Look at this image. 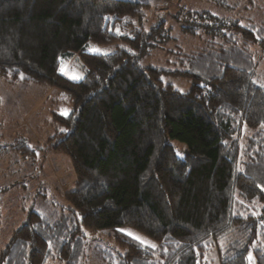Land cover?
I'll return each instance as SVG.
<instances>
[{"label": "trees", "instance_id": "1", "mask_svg": "<svg viewBox=\"0 0 264 264\" xmlns=\"http://www.w3.org/2000/svg\"><path fill=\"white\" fill-rule=\"evenodd\" d=\"M173 1L0 0V77L67 96L46 150L76 173L67 208L31 209L7 229L0 264H84L102 231L118 246L99 247L105 264H264V19L248 13L261 5ZM90 42L117 49L83 52ZM157 52L169 65L144 66ZM74 54L79 82L59 73Z\"/></svg>", "mask_w": 264, "mask_h": 264}, {"label": "rangeland", "instance_id": "2", "mask_svg": "<svg viewBox=\"0 0 264 264\" xmlns=\"http://www.w3.org/2000/svg\"><path fill=\"white\" fill-rule=\"evenodd\" d=\"M254 1L261 8L255 15L248 13L254 19H264L263 3L261 0ZM170 5L172 11L184 6L194 10L220 12L199 0H174ZM242 9V6L237 8V15L248 14L242 13ZM116 47L90 42L83 52L110 55L116 51ZM256 60L260 63L259 72L264 76V56L257 52ZM150 64L164 67L169 65L163 52H157L143 61L144 66ZM59 73L73 82L82 81L86 72L81 56L74 54L62 59ZM164 82L181 93H187L193 86L191 80L173 75L165 76ZM58 93L62 92L49 86L11 83L0 77V248L1 241L7 238V229H12L17 220H21L31 209L50 212L52 203L67 208L65 195L74 189L76 182L73 163L62 154L46 150L49 141L60 128L53 121V112L60 115L66 112L68 115L71 111L67 96ZM23 142L25 147L32 148V152L28 148L25 154L18 150ZM134 234L143 238L145 245L152 244L145 237ZM110 235L111 231H102L91 236L94 240L90 241L84 264H105L100 257L99 247L111 251L118 247Z\"/></svg>", "mask_w": 264, "mask_h": 264}, {"label": "snow or ice", "instance_id": "3", "mask_svg": "<svg viewBox=\"0 0 264 264\" xmlns=\"http://www.w3.org/2000/svg\"><path fill=\"white\" fill-rule=\"evenodd\" d=\"M96 51L99 52L100 50H96ZM64 114L66 115L67 113L65 112ZM126 234L129 235L130 237H132L133 239H135L138 243H140V244H146V242L143 240V238L135 235L134 233L127 232ZM153 247H154V245H153ZM248 259H249L250 264H251V261H252L253 258L251 256H249Z\"/></svg>", "mask_w": 264, "mask_h": 264}]
</instances>
